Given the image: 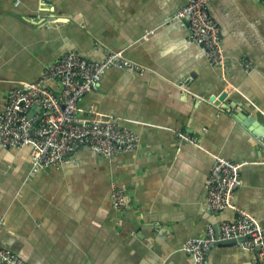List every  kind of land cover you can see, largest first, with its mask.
<instances>
[{"label":"crops","instance_id":"0c3cea01","mask_svg":"<svg viewBox=\"0 0 264 264\" xmlns=\"http://www.w3.org/2000/svg\"><path fill=\"white\" fill-rule=\"evenodd\" d=\"M185 2L0 0V111L9 88L70 50L92 59L121 50L143 68L107 69L79 102L81 116L92 105L91 115L134 129L136 148L109 158L84 146L60 166L31 171L30 145L0 144L1 246L28 264H197L184 242L236 217L207 206L217 156L245 162L233 202L264 230V144L237 117L264 126V2H208L223 65L208 61L175 16ZM113 183L125 192L121 209ZM204 264H252V254L230 240L212 245Z\"/></svg>","mask_w":264,"mask_h":264},{"label":"built area","instance_id":"2783aa9c","mask_svg":"<svg viewBox=\"0 0 264 264\" xmlns=\"http://www.w3.org/2000/svg\"><path fill=\"white\" fill-rule=\"evenodd\" d=\"M209 1L186 0L175 16L188 23L189 37L203 45L208 61L223 65L227 56L221 44L219 24L207 7ZM242 60L246 67H251L249 60L244 57ZM114 67L139 72L143 69L121 50H108L101 59L87 58L70 50L47 65L36 80L9 88L0 111V144L30 145L34 156L31 171L60 166L84 146L109 158L136 148L140 135L122 125L118 117L103 112L91 115L90 112H95L92 105L86 110L89 116L79 114L81 98L96 90L104 72ZM244 163L223 156H217L213 162L206 183L207 206L210 210L231 208L236 217L222 221L218 230L209 225L202 236L184 242L183 248L193 255L197 264H204L207 252L218 240L229 238H241V245L252 254V264H264V230L256 218L233 202L234 193L241 185ZM111 201L116 209L126 203L125 192L115 183L111 187ZM0 264L28 263L0 246Z\"/></svg>","mask_w":264,"mask_h":264},{"label":"water","instance_id":"95a60500","mask_svg":"<svg viewBox=\"0 0 264 264\" xmlns=\"http://www.w3.org/2000/svg\"><path fill=\"white\" fill-rule=\"evenodd\" d=\"M227 93L225 91H222L219 96L214 100L215 103H219V101H222L225 99ZM215 98V95L211 96V100H213ZM29 114H31V111L29 112ZM237 117L241 119V121L246 124L247 126L250 125L252 123L253 128L252 131L255 135H257L258 137H260V142H262L264 144V126H259L257 125L256 122H253L254 119H252L251 117H246L244 116L243 112H238ZM249 123V124H248ZM230 240H241V238H229V239H223V240H218L215 244H220L222 242H227Z\"/></svg>","mask_w":264,"mask_h":264},{"label":"rangeland","instance_id":"374dc122","mask_svg":"<svg viewBox=\"0 0 264 264\" xmlns=\"http://www.w3.org/2000/svg\"><path fill=\"white\" fill-rule=\"evenodd\" d=\"M1 246V245H0Z\"/></svg>","mask_w":264,"mask_h":264}]
</instances>
